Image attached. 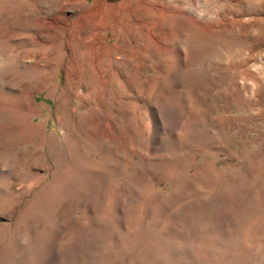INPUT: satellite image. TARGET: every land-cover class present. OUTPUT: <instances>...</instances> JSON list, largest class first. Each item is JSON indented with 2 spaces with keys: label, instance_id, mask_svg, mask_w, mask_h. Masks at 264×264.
<instances>
[{
  "label": "rangeland",
  "instance_id": "1",
  "mask_svg": "<svg viewBox=\"0 0 264 264\" xmlns=\"http://www.w3.org/2000/svg\"><path fill=\"white\" fill-rule=\"evenodd\" d=\"M0 50L12 264H264V0H0Z\"/></svg>",
  "mask_w": 264,
  "mask_h": 264
},
{
  "label": "bare ground",
  "instance_id": "2",
  "mask_svg": "<svg viewBox=\"0 0 264 264\" xmlns=\"http://www.w3.org/2000/svg\"><path fill=\"white\" fill-rule=\"evenodd\" d=\"M105 21L106 20H102V21H100L99 23H98V26H102V25H104V23H105ZM20 32V31H19ZM118 32H120V31H118ZM19 35H21V33L19 34ZM26 35V34H25ZM85 35V34H84ZM83 35V36H84ZM118 36H120L119 34H117ZM36 36V35H35ZM77 36V35H76ZM75 36V37H76ZM7 37V36H6ZM10 37V36H9ZM24 37V36H23ZM53 37H54V35H53ZM52 36L50 37V38H48L46 41H42L41 42V45H45V47H48V49L50 48H56V45H57V42H56V38L54 39ZM81 37V36H80ZM85 37H86V35H85ZM77 38H78V36H77ZM83 38V37H82ZM79 39V40H77V41H79V43L80 44H83V43H86V42H84L85 40L84 39ZM91 38H92V36H91ZM124 38V37H123ZM88 39V38H87ZM31 40H34L33 38H31ZM22 40H13L12 38H7L6 39V43L9 45V47H12V46H17V44L18 43H20ZM35 42H36V40H35ZM38 43H39V41H37ZM36 42V43H37ZM130 44V42L129 41H127V44ZM124 44V42L122 41V39H121V36H120V40H118L117 41V45L116 46H122ZM126 44V43H125ZM93 45V44H92ZM40 46V45H39ZM155 46V45H154ZM93 47V46H92ZM13 48V47H12ZM116 48H118V47H116ZM11 49V48H10ZM90 49V48H89ZM94 50V49H93ZM52 51V50H51ZM90 51V50H89ZM97 51H95V53H96ZM2 51L0 50V71L4 68V67H6V65H7V63L11 60V62H13L14 64H17L18 62H19V57H20V53L19 52H17V53H14V54H12V56H10V57H2L1 55H2ZM12 53V52H11ZM19 53V54H18ZM53 55H51L49 58L50 59H52L53 60V58H55L56 59V53L54 54V53H52ZM103 54V53H102ZM11 55V54H10ZM97 56V55H96ZM122 57V56H121ZM123 58H124V60H125V58H128V56H127V54L126 53H124L123 52ZM122 58V59H123ZM18 65V64H17ZM29 65H31V64H29ZM34 68H36V69H38V67H39V65H37V64H33L32 65ZM31 67V66H30ZM96 72H97V70H95ZM42 73H43V71H41ZM99 81V80H98ZM97 83V82H96ZM99 86H101V85H99ZM100 88V87H99ZM88 92V91H87ZM79 96V95H78ZM84 98H86L87 99V102L88 103H90V105H91V102H94V98L92 99V97L89 99L88 98V96L86 97L85 95H84ZM80 99V97L78 98V100ZM91 101V102H90ZM79 102H80V100H79ZM98 103V102H97ZM84 105V104H83ZM93 105V104H92ZM97 107V106H96ZM91 108V107H90ZM93 109V108H92ZM90 111V110H89ZM107 116H104L103 117V119L102 118H99V119H95V120H93L95 123H93V125H96L97 123H99L98 125H99V127L100 126H103V127H105L106 125H107V118H106ZM98 125H96V126H98ZM113 126V125H112ZM114 127V126H113ZM113 130V129H112ZM104 132V131H103ZM100 174L102 175V174H105V171L104 170H101V172H100ZM6 187V186H5ZM14 235H16V234H14V231L12 230L9 234H8V236H7V238H5L4 239V241L2 242V243H0V264H12V262H13V260L15 259V256H14V254L13 253H10V249L8 248V246H7V241L9 240V238H13V239H15V237H14ZM19 238V237H18ZM54 243H53V241L51 240V242L47 245V247L44 249V250H40V248H37V247H35V248H33V253L34 254H38V255H40V258H41V260H40V262H41V264H47L51 259H53V252H52V245H53ZM17 246L18 247H20L21 246V244H20V241H17ZM20 248H22V246L20 247ZM55 256V255H54Z\"/></svg>",
  "mask_w": 264,
  "mask_h": 264
}]
</instances>
